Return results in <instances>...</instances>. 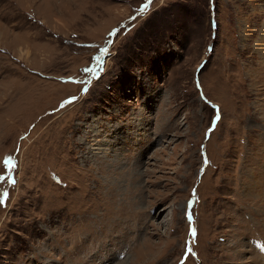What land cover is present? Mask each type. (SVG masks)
<instances>
[{"label": "rangeland", "instance_id": "374dc122", "mask_svg": "<svg viewBox=\"0 0 264 264\" xmlns=\"http://www.w3.org/2000/svg\"><path fill=\"white\" fill-rule=\"evenodd\" d=\"M262 247L264 0H0V264Z\"/></svg>", "mask_w": 264, "mask_h": 264}, {"label": "snow or ice", "instance_id": "6c2138e0", "mask_svg": "<svg viewBox=\"0 0 264 264\" xmlns=\"http://www.w3.org/2000/svg\"><path fill=\"white\" fill-rule=\"evenodd\" d=\"M104 51H106V50H104ZM86 72L87 71H89L88 69H86L85 70ZM86 91V90H85ZM220 117H219V115H217V119H219ZM7 163H8V166L11 168V167H13V165L11 164V161L9 160V161H7ZM10 183H15V181H9ZM262 252H264V248H261L260 249Z\"/></svg>", "mask_w": 264, "mask_h": 264}, {"label": "bare ground", "instance_id": "6f19581e", "mask_svg": "<svg viewBox=\"0 0 264 264\" xmlns=\"http://www.w3.org/2000/svg\"><path fill=\"white\" fill-rule=\"evenodd\" d=\"M262 248H263V247H262ZM143 254H146V252H145V253H143ZM143 254H142V255H143Z\"/></svg>", "mask_w": 264, "mask_h": 264}]
</instances>
